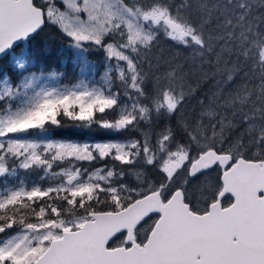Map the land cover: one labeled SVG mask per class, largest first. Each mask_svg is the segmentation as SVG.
Here are the masks:
<instances>
[{
    "label": "snow or ice",
    "instance_id": "snow-or-ice-1",
    "mask_svg": "<svg viewBox=\"0 0 264 264\" xmlns=\"http://www.w3.org/2000/svg\"><path fill=\"white\" fill-rule=\"evenodd\" d=\"M49 28L104 71L3 81L0 177L41 174L0 188V264H264V0H0V54Z\"/></svg>",
    "mask_w": 264,
    "mask_h": 264
},
{
    "label": "trees",
    "instance_id": "trees-1",
    "mask_svg": "<svg viewBox=\"0 0 264 264\" xmlns=\"http://www.w3.org/2000/svg\"><path fill=\"white\" fill-rule=\"evenodd\" d=\"M23 47H26V50L32 55L34 60V63L27 67L28 72H59L62 74L60 79L63 84H74L79 80L80 63L75 60V53L71 51L68 41L62 38L55 29H47L30 44L24 43L19 45L15 49V53H21ZM88 55L98 66H100L101 69H103V55L101 53L91 51ZM24 71H20L14 66L9 55L0 60V77L3 75H9L13 84H18L20 76ZM49 135L54 139L79 142L98 141L112 138L106 134L104 130L95 127L91 129L78 128L71 126L70 124H66L64 127L52 128ZM19 174L20 178H25L27 182L31 184L38 181V177L41 173L31 172L25 174L24 171H21ZM3 179L4 178L1 179L2 182H0V186L5 185ZM5 180L10 181L8 182L10 185L18 181L14 180V177H11V179L5 177Z\"/></svg>",
    "mask_w": 264,
    "mask_h": 264
},
{
    "label": "rangeland",
    "instance_id": "rangeland-1",
    "mask_svg": "<svg viewBox=\"0 0 264 264\" xmlns=\"http://www.w3.org/2000/svg\"><path fill=\"white\" fill-rule=\"evenodd\" d=\"M69 47H70V45H69ZM70 49H71V51H73V52L75 53V60L79 62V60L77 59V53H76V50L73 49L72 47H70ZM23 50H26V47H23ZM9 56H10L12 62L14 63V66H15V67H17L18 62H23V63H25V66H26V67L29 66V65L27 66L26 58L22 56V52H21V53H15V51H13V52H11V53L9 54ZM87 57H88V60L91 62L92 70H91V71H86V72L82 73V72H81V66H80V68H79V73H80V78H79V80H80L81 78L98 80L99 77H100V75H101V74L103 73V71H104V67H103V69H101L100 66H98V65H97V64H96V63H95V62L89 57L88 54H87ZM17 68H18V67H17ZM18 69H19V68H18ZM19 70H20V71H24V70H21V69H19ZM25 70H26V71H24V73L21 74L20 79H19V81H18V84L21 82V80L24 78V76H27V75H30L31 73H33V72H28V71H27V68H26ZM34 73H36V75L39 76L41 72H39V73L34 72ZM61 75H62V74H61ZM60 78H61V76L59 77V82H60L61 84H63V83L61 82V79H60ZM5 79L9 80V82L13 85V87H15V86L17 85V84H13V82L11 81L9 75H3V76L0 77V87L3 86V81H4ZM44 79H45V77H41V80H40V82H38V83H42ZM79 80H78V81H79ZM78 81H77V82H78ZM66 85H71V84H66ZM52 139H54V138H52ZM58 140H60V139H58ZM104 140H107V139H104ZM95 141H96V140H95ZM98 141H102V140H98ZM77 142H79V141H77ZM85 142H93V141H85ZM21 171H23V170H19V171H18V173H17L18 176L14 177V180H18V179L20 178V174H19V173H21ZM2 178H4L3 181L5 182V177H0V182H2V181H1ZM9 178L11 179V177H9ZM7 182H10V181L7 180ZM8 185L10 186V184H8ZM4 186H5V185H2V186H0V188H2V187H4Z\"/></svg>",
    "mask_w": 264,
    "mask_h": 264
},
{
    "label": "water",
    "instance_id": "water-1",
    "mask_svg": "<svg viewBox=\"0 0 264 264\" xmlns=\"http://www.w3.org/2000/svg\"><path fill=\"white\" fill-rule=\"evenodd\" d=\"M24 42L23 41H19L17 42V44L14 46V48H17L19 45L23 44ZM11 53V51H9L7 53V55H9ZM7 55H4V54H0V59H2L3 57L7 56Z\"/></svg>",
    "mask_w": 264,
    "mask_h": 264
}]
</instances>
